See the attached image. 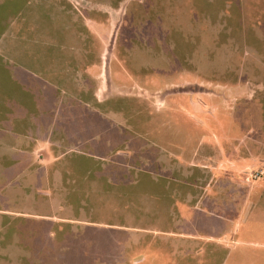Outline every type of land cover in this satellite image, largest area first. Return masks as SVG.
<instances>
[{
  "label": "rangeland",
  "instance_id": "1",
  "mask_svg": "<svg viewBox=\"0 0 264 264\" xmlns=\"http://www.w3.org/2000/svg\"><path fill=\"white\" fill-rule=\"evenodd\" d=\"M0 264H264V0H0Z\"/></svg>",
  "mask_w": 264,
  "mask_h": 264
},
{
  "label": "crops",
  "instance_id": "2",
  "mask_svg": "<svg viewBox=\"0 0 264 264\" xmlns=\"http://www.w3.org/2000/svg\"><path fill=\"white\" fill-rule=\"evenodd\" d=\"M9 151V150H8ZM12 155V154H11ZM32 155V154H31ZM18 164H21V162H14V163H10V165H9V167H7L8 169H10L12 166H16V165H18ZM40 166H42V163H40ZM7 170V169H6ZM44 181V180H43ZM231 181H233V182H238L239 180H231ZM221 182V180H219V179H217V178H212L210 181H209V183H208V189L206 190V193H205V195H204V197H202V199L201 200H199V202L196 204V205H188L187 203H186V205L192 210V209H195V208H197V209H200L201 207L200 206H203L204 204H208V205H211L212 204V195H210V193L209 194H207V191H214V189H212V188H214L213 186L214 185H216V184H219ZM241 183H243L242 181H241ZM213 193H215V192H213ZM185 204V203H184ZM196 209V210H197Z\"/></svg>",
  "mask_w": 264,
  "mask_h": 264
}]
</instances>
